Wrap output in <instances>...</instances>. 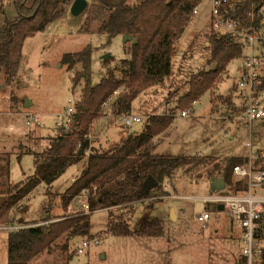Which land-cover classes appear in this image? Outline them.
Segmentation results:
<instances>
[{"label":"rangeland","instance_id":"obj_1","mask_svg":"<svg viewBox=\"0 0 264 264\" xmlns=\"http://www.w3.org/2000/svg\"><path fill=\"white\" fill-rule=\"evenodd\" d=\"M130 4H136V1H131ZM14 7V0H4L6 13L0 16V27L3 26L6 16L16 14ZM196 9L197 13L194 11L191 13L187 28L175 45L171 75L163 82L147 88L133 102L130 116L141 117L142 122L125 126L122 119L116 116L114 104L119 93L128 89L127 82L104 105L103 124L95 129L92 140L95 146L92 150H111L130 133L140 132L151 116L172 115L174 121L167 134L158 138L155 150L157 154L188 157H224L236 154L235 156L250 158V155L253 157L262 153L264 156V126H259L257 122L251 127L236 125L229 119H220L218 113L214 111V105L219 107L220 113L226 110V107L232 106L230 102L232 99L224 102L223 98L232 96L239 99L242 92H246V89L238 87L241 59L230 63L228 74L215 94L206 93L202 96L191 107L188 117H182V112L177 107L179 99L188 92L190 78L210 68L207 64L210 57L207 50L209 44L207 35L211 33L212 24L210 0H200ZM83 14L74 17L68 12L64 18L49 25L45 31L29 37L23 46L19 77L12 85L0 90V156L5 158V161L2 158L0 168V174H3L0 176V204L3 202L2 196H5L8 184H17L35 174L34 154L48 148L50 139L58 135L57 124L71 106L70 99L78 102L81 97L80 91L73 93V72L62 65L63 56L81 52L91 46L94 50L93 84L107 78L109 71L116 72L119 77L123 76L119 72L121 61L128 58L124 36H117L110 41L107 34L96 32L94 24L88 31L89 26ZM107 54L111 58L104 61L103 56ZM242 109L238 111L236 109L234 113L241 114L238 112ZM234 113L232 115H236ZM28 114L40 117L42 125L27 126ZM102 125L103 133L99 131ZM108 137L111 138V142H108ZM81 168L82 163L68 169L53 188H48L46 184L38 186L31 196L23 199L12 209L11 216L15 221L23 219L26 223L46 225L50 223L43 222L48 216L47 208L54 214V218L78 213L80 209L83 211L82 207L87 203L84 196L71 204L67 212L63 208L64 202L61 198ZM210 169V166H203L192 172H181L174 178L172 184L166 182L163 190L169 194L168 197L171 196L170 199H166L167 196L162 197L160 200L163 201L160 202L156 201V196H152L126 209L94 210L91 216V237L72 239L68 252L61 249L66 242V239H63L51 253L43 254L31 264L222 263L228 256L225 253L226 249L221 248L224 244L232 242L229 241L232 238L229 236L231 230L227 225L229 217L224 214L220 225L216 227L214 226L216 216L213 215L216 212H212V226L208 230V235V231L204 233L203 224L196 222L195 219L196 213L205 207L203 197L208 195L211 189ZM233 181H236L235 178ZM49 193L53 196L60 195L51 208L50 196L47 195ZM26 205L28 210L22 213L21 208ZM209 208L212 209V205ZM172 209L177 211L176 220L173 219ZM133 211L136 212L133 214ZM110 213L114 217L122 215L128 219L132 230L145 220L162 218L165 220V237L140 239L109 234L107 228ZM87 238H98L100 244L91 246L85 254H79L78 249ZM137 239L146 246L138 245ZM153 244L156 245V249H150ZM69 254L72 258L68 261ZM7 257L8 244L6 239L0 237V264H7ZM240 264L247 263L241 258Z\"/></svg>","mask_w":264,"mask_h":264},{"label":"trees","instance_id":"obj_2","mask_svg":"<svg viewBox=\"0 0 264 264\" xmlns=\"http://www.w3.org/2000/svg\"><path fill=\"white\" fill-rule=\"evenodd\" d=\"M74 0H36L27 7V0H14L16 16L6 17L0 27V90L12 85L19 77L25 41L43 32L56 21L64 18ZM136 1V4H130ZM89 5L83 16L89 26L95 25L96 32L107 34L110 41L117 36H131L126 42L127 59L121 61L119 77L109 71L108 77L93 84V48L65 54L62 65L73 72V93L80 91L81 97L73 114L74 128L59 130L55 138L41 153H35V174L17 184H8L3 202L0 204V224L16 223L11 216L12 209L36 190L41 184L52 188L53 184L68 169L82 163L80 173L61 195L64 210L79 197H85L90 214H64L54 218L49 215L43 222L26 225L8 235V264H31L45 253H51L58 242L66 239L61 249L68 252L70 241L77 237H91V216L96 209H126L145 198L155 197L156 201L169 195L163 190L166 182L171 183L181 172H192L210 166V179L223 178L226 187L222 193L242 192L244 182L234 180L233 169L248 161L241 158L216 159L205 156L160 155L155 152V139L171 127L172 115L151 116L140 132H132L119 145L108 151L90 150L87 139L93 122L102 117L104 105L128 82L129 87L119 93L114 110L116 116L131 115L133 102L147 88L157 85L172 72V57L177 40L185 32L191 13L200 0H88ZM264 0H242L238 12L242 24L248 25V12L253 4ZM4 14V0H0V16ZM212 22V18H211ZM264 16L257 17L254 24L263 29ZM248 27V26H247ZM134 41V42H133ZM207 50L210 53L208 66L216 64V70H202L188 82V92L177 104L181 112L191 107L206 93L215 94L228 74V67L236 59H242L246 45L236 41L233 35H219L212 29L207 35ZM107 64V63H106ZM259 88H264V74L260 77ZM222 99V97H221ZM224 102L229 98H223ZM26 102V100H25ZM244 108L238 113H242ZM234 114H237L234 113ZM4 157L0 156L1 162ZM5 161V158H4ZM256 169H264V157L255 162ZM3 174H0V176ZM155 177L159 185L153 190L140 191L148 176ZM173 183V182H172ZM171 183V184H172ZM264 192V190H263ZM87 193V194H85ZM216 193L211 191V194ZM51 208L57 196L51 193ZM2 200V199H1ZM19 209V208H18ZM26 213L28 206L21 208ZM164 223L155 218L145 220L132 230L128 219L109 214L107 232L117 237H155L164 235ZM72 255L67 256L71 260ZM264 261V254L262 257Z\"/></svg>","mask_w":264,"mask_h":264},{"label":"built area","instance_id":"obj_3","mask_svg":"<svg viewBox=\"0 0 264 264\" xmlns=\"http://www.w3.org/2000/svg\"><path fill=\"white\" fill-rule=\"evenodd\" d=\"M242 0H210L212 29L221 35H233L237 41L246 45L247 52L242 57V74L238 87L246 89L247 102L241 114L229 115V119L236 125L251 127L255 122H264V88H259L260 77L264 74V24L263 29L255 27L257 17L264 16V3L253 4L248 12V27L242 24L238 12V5ZM197 13V9L194 10ZM264 23V22H263ZM71 106L64 113V118L57 124L59 130L74 128L73 114L77 102L70 99ZM191 109L182 112V117H188ZM122 117V118H121ZM125 126L140 124L142 118L138 116H120ZM27 126L40 127L42 120L34 114L26 117ZM260 155L251 156L248 165H237L233 169L234 178L244 182L242 192L231 194L216 192L203 197L204 210L196 213L195 219L208 225L212 212L208 210L213 205L215 210L219 205L225 206L224 213L234 218L242 228V255L247 264H264V169H256L255 162ZM87 194V193H85ZM83 211L91 213L88 203L83 205ZM220 213V212H218ZM26 225L14 224L0 226V230L15 233ZM100 244L98 238H87L78 249L79 254H85L93 245ZM255 259H258L256 261Z\"/></svg>","mask_w":264,"mask_h":264},{"label":"crops","instance_id":"obj_4","mask_svg":"<svg viewBox=\"0 0 264 264\" xmlns=\"http://www.w3.org/2000/svg\"><path fill=\"white\" fill-rule=\"evenodd\" d=\"M36 0H27V2H26V5H27V7H30V6H32L33 5V3L35 2ZM15 6V5H14ZM14 11L16 12V14L14 15V16H16L17 15V10H16V8L14 7ZM6 12H5V9H4V14H5ZM6 17H10V16H6ZM216 64H211L210 65V70H216ZM242 67H241V70H240V77H241V74H242ZM239 80H240V78H239ZM96 83V82H95ZM228 98H230V99H232L230 102H232V106H228V107H226V110H224V111H222V113H220V111L218 110L219 109V107L217 106V105H214L215 106V112L216 113H218V117L220 118V119H222V120H224V119H226V117L227 116H229V115H232L233 113H234V110H236L237 109V111L238 110H240V108L242 109V108H245V106H246V102H247V92H242V95L240 96V97H238L239 99H236L235 97H232V96H228ZM30 103V102H29ZM197 103V102H196ZM195 103V104H196ZM217 106V107H216ZM236 112V111H235ZM103 116V115H102ZM118 117V116H117ZM119 118V117H118ZM102 119H103V117H101V118H99V119H97L96 121H94L93 122V124H92V126L90 127V129H89V134H88V136H87V139L89 140V142H90V150H92V148L95 146V145H93L92 144V140H93V135H94V132H96L95 131V129L96 128H98V126H100L101 124H103V122H102ZM257 124L259 125V126H264V122H257ZM104 125H102V127L99 129V131L101 132V133H103L104 131ZM168 132V131H167ZM167 132L166 133H164L163 135H165V134H167ZM59 133V132H58ZM163 135H161V136H163ZM160 137V136H159ZM159 137H157L156 139H155V145H156V148H157V143H158V138ZM162 138V137H161ZM111 140V138L110 137H108V142H111L110 141ZM260 154V156L262 157L263 156V154L262 153H259ZM236 154H234V155H231V156H224V157H213V158H216V159H224V158H241V159H245V160H247L248 162L247 163H245V164H242V165H248V163L250 162V160H251V155H250V158H244V157H242V156H235ZM264 157V156H263ZM254 166H255V164H254ZM74 179H75V177L73 178V180H72V182L74 181ZM59 180V179H58ZM213 180V179H212ZM212 180H211V185H212ZM57 182V181H56ZM55 182V183H56ZM54 183V184H55ZM53 184V185H54ZM52 188H53V186H52ZM211 191H213L212 190V188L210 189V191H209V194L208 195H211ZM34 193V192H33ZM32 193V194H33ZM31 194V195H32ZM208 195H206V196H208ZM168 197V196H167ZM205 197V196H204ZM171 198V196H169L168 198H166V199H170ZM165 199V200H166ZM161 201H163V199L162 200H160V202ZM75 202V201H74ZM137 203V202H136ZM135 203V204H136ZM143 203V202H142ZM158 203V202H157ZM73 204V203H72ZM144 205H145V203H143ZM155 205V204H154ZM210 206V205H209ZM209 206H208V210L209 211H211V212H216V214H214L213 213V215H215L216 216V218H215V222H214V226H216V227H218L219 225H220V223H221V217L225 214L226 216H228L226 213H224V211L223 210H219L218 208L215 210V207L212 205V209H210L209 208ZM134 207H135V205H134ZM153 207V206H152ZM83 208V207H82ZM151 208V207H150ZM81 211H82V209H80ZM135 210V209H134ZM174 210V212H175V216L173 215V219L174 220H176L177 218H178V215H177V211L175 210V209H173ZM204 210V209H203ZM122 212H123V210H121ZM136 212V211H135ZM134 211H133V214L135 213ZM218 212H220V213H218ZM132 214V215H133ZM47 215H49V213L47 214ZM50 215H52V216H54V214L53 213H50ZM132 217V216H131ZM229 217V221H228V223H227V225H229V227H230V230H231V232L229 233V236L232 238V240H229V241H232V242H230V243H226V244H224V246L221 248L222 250L224 249H226V255L228 256L226 259H224L225 261H223L222 263H220V262H213V264H240V260H241V258L244 260V261H246V259L243 257V255H242V228L235 222V220H234V218H232V217H230V216H228ZM17 218V217H16ZM158 219H160V220H162L163 221V223H164V230H165V220H163L162 218H158ZM211 219H212V216H211ZM20 221V220H19ZM54 221V220H53ZM49 222H52V221H49ZM196 222H198L197 220H196ZM199 223V222H198ZM15 224H19V222H18V220H16V223ZM200 224H203V223H200ZM22 225V224H21ZM0 226H4V224H0ZM5 226H7V225H5ZM211 226H212V222H211V220H210V222H209V224L208 225H205V224H203V230H204V233H206V231H208L210 228H211ZM208 233H209V231L207 232V235H208ZM165 234H166V232L164 231V235L162 236V237H165ZM8 235H9V232L8 231H2V230H0V237L1 238H4V239H6V242H7V244H8ZM130 237H135V236H130ZM136 238H146V239H150V238H155V237H136ZM159 238H161V237H159ZM140 239H137V241H136V243L138 244V245H140V246H142V247H144V246H146V244H144L143 242H141L140 241ZM156 245H154L153 244V247L152 248H150V249H156V247H155ZM7 259H8V257H7ZM225 262V263H224ZM7 264H8V260H7ZM212 264V263H211Z\"/></svg>","mask_w":264,"mask_h":264},{"label":"water","instance_id":"obj_5","mask_svg":"<svg viewBox=\"0 0 264 264\" xmlns=\"http://www.w3.org/2000/svg\"><path fill=\"white\" fill-rule=\"evenodd\" d=\"M89 5L88 0H74L71 7H70V14L74 17H79L81 16L87 9ZM132 37L131 36H124V43H126L127 41H131ZM111 58V56L109 54L103 56V60L107 61ZM159 185L158 180L153 177V176H148L147 179L143 182L140 191L142 192H146V191H150L153 190L154 188H156ZM226 187V184L223 180V178H216L212 180V185L211 188L213 191L215 192H221L222 190H224ZM218 209L221 210H225V206L223 204L218 206ZM172 215L175 216V212L172 209Z\"/></svg>","mask_w":264,"mask_h":264}]
</instances>
